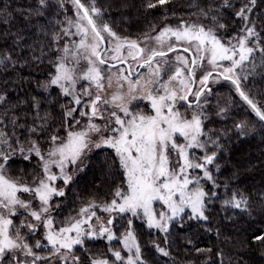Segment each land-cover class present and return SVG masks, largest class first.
<instances>
[{"label":"snow or ice","instance_id":"snow-or-ice-1","mask_svg":"<svg viewBox=\"0 0 264 264\" xmlns=\"http://www.w3.org/2000/svg\"><path fill=\"white\" fill-rule=\"evenodd\" d=\"M59 2L63 5V0ZM171 2L172 0H156V3L149 2L147 7L155 8L157 5ZM224 2L228 5V0ZM71 3L76 8L77 19L74 21L68 18L67 23L70 27L61 31L63 36L71 34L79 36L80 39L78 42L73 41L71 46L65 44L62 49H56L62 52V55L56 59L55 74L51 75L47 86H59L64 96H72L73 103L81 106L80 109L68 108L65 111L66 119L71 118L76 125H79L80 121L73 115L79 111V115L87 117L88 122L76 130H69L66 137L51 135V147L46 155L41 152L35 140L30 141V146L25 149L15 131L21 128L25 129L29 136L38 135L44 130L43 124L26 127L18 123L19 117L13 115L8 121L13 126L11 134L0 127V161H2L0 162V264H37V261L47 259L38 255L33 250V246H29L25 235L21 234V228H27L29 234H34L42 226L46 230L47 245L37 241L34 247L50 246V254H60L61 260L67 259L75 245H82L84 237L97 234L84 227L96 216L95 211H91L89 215L90 210L95 207L93 204L80 210L87 219H76L75 222H69L67 226L58 229H54V222L50 216L52 197L65 195L54 182L63 180L67 185L72 180L66 169L69 165H77L78 161L83 163V157L90 145L95 148L107 145L114 149L125 176L126 189L116 188L115 198L103 208L105 212L118 214L131 212L136 216L142 210L143 215L147 217L148 227H155L165 233L169 230V222L184 213L185 208L191 210L189 219L206 221L208 217L205 215V198L209 194L201 186V180H213L208 165L214 164L217 153L212 152L209 155L207 150L209 143L217 147L219 145L211 138L201 139L208 135L203 131L204 113L194 110L189 117L186 112L180 111V106L186 104L188 108H192L195 104V108H201L200 100L205 95L213 72H216L218 77L231 81L240 96L251 106L260 120L264 121V110L240 91L241 80L248 77L236 74V69H243L245 61L254 59L255 52L264 54V46H262L264 41L256 31L255 23L251 22L247 15L251 11L248 5L236 13L246 22L241 29L245 35L234 37L237 39V44H232L230 40L222 41L213 28H206L203 24L190 23L183 19L175 27L165 26L154 37L145 34L143 41L121 39L106 22H103V12L96 6V0H89L88 6L81 0H71ZM249 3L255 6L256 0H249ZM38 4L40 7L27 10L26 20L32 15L43 14L41 7H47V0H38ZM190 6L199 8L197 0H192ZM18 11L23 12V10ZM210 11L211 9L206 11L204 8H199L198 13L192 14L208 17ZM93 15L100 19L99 23ZM10 16L11 13L5 14V23ZM211 19L220 29L225 28L215 15ZM249 23H252L251 27L248 26ZM71 27L76 31L70 32ZM40 31L44 32V29L41 28ZM102 33H107V37ZM44 34L47 35V32ZM63 36L60 33H53L52 40L58 43ZM250 38H254V46H247ZM23 39L22 35L17 34L15 43L20 45ZM106 41L110 47H103ZM164 48H167V51H164ZM169 52H180V54L176 55L175 61L172 62L167 58ZM184 53L189 55L186 56ZM33 58L39 59L35 56ZM6 61L13 66L17 63L11 54L0 57V64H5ZM81 61H86L88 65L84 71H78ZM225 61L229 62L228 66L224 65ZM123 65L128 67L125 68ZM206 65H210L213 71L205 72L199 80L201 87L194 91L192 85L196 83V70H203ZM137 69L147 71L141 73ZM113 78H115L116 91L106 95L105 88L113 86ZM81 80L87 82L88 87L82 86L77 93L76 85ZM125 87L126 91H124ZM189 96H193L195 100L190 101ZM85 97L87 99H84ZM6 99V94H0V104L6 102ZM140 101L150 102L154 114H147L143 109H139L137 105ZM32 106L36 109L37 119L46 123L47 116L39 115L40 102L36 97L32 98ZM85 108L87 110H84ZM7 116V110L0 114V125H4V118ZM96 118L103 123L94 122ZM236 127L242 129L244 124H238ZM93 135L99 136V142L92 139ZM178 139H183L185 143H178ZM194 148L204 150L205 154L202 157L190 158L189 150ZM17 151L35 153L42 162L43 175L37 176L31 185L10 179L6 175V163ZM173 153L178 159H171ZM53 166L59 168V174L52 171ZM216 167L219 168V165ZM195 170H202L203 175L195 174ZM18 193H31L33 199L39 200V209H33L32 200L25 201ZM155 201L162 202L168 211L156 213L153 208ZM225 203L240 208L246 201L243 198L236 199L234 196L231 201ZM21 209L34 221L39 222V225L28 220L21 221L19 226L15 225L10 217L15 216ZM107 224L112 225L113 220H108ZM128 224L131 226L132 221L129 220ZM105 234L109 241L115 238L112 229L102 225L99 228V235ZM123 243L126 249L129 251L135 249V252L125 261L121 252L116 251L115 259L122 264H138V262L143 264L140 245L131 230L123 237ZM156 247L163 255H169L164 248H160L159 245ZM61 249L68 251L61 254ZM19 254L31 257V260L21 259ZM72 260L77 264L79 257L73 255ZM92 264H108V261L97 259L93 260Z\"/></svg>","mask_w":264,"mask_h":264},{"label":"trees","instance_id":"trees-1","mask_svg":"<svg viewBox=\"0 0 264 264\" xmlns=\"http://www.w3.org/2000/svg\"><path fill=\"white\" fill-rule=\"evenodd\" d=\"M149 2L156 3V0H96V6L103 12V22L121 38L139 39L145 34L154 36L165 26L180 24L183 19L213 28L222 41L230 40L237 44L234 37L245 35L241 29L246 22L236 13L248 5L251 8L247 13L249 20L255 23V29L264 41V0H256L255 6L249 0H228V5L224 0H197L199 8L211 9L208 17L192 14L199 12V8L190 6L192 0H172L155 8H148ZM37 7H40L38 0H0V57L11 54L17 61L15 66L7 61L0 64V94L7 97L6 102L0 104V114L5 110L8 112L4 125L0 127L11 134L13 126L8 121L13 115L19 117L18 123L26 127L43 124L44 130L38 135L29 136L21 128L15 131L25 149L30 146V141L35 140L44 151L51 146V135L66 137L67 132L80 126L81 122L76 125L74 120L65 117V111L74 107L71 98L64 96L59 86H47L55 73L56 59L62 55L56 49H62L70 40L63 36L61 30L67 27V19L74 17V5L71 0H63V5L59 0H47V7H41L42 15H32L26 20L27 10ZM6 13H11L7 23L4 22ZM213 15L225 28L218 27L211 19ZM93 18L100 22L95 15ZM248 26L251 27L252 23ZM41 28L47 35L40 31ZM53 33H60L63 38L54 43ZM17 34L24 38L20 45L15 43ZM247 46H254V38L249 39ZM34 56L39 59H34ZM236 74L248 77L241 80L240 89L264 110V54L255 52L254 59L245 61L243 69H236ZM226 81L211 86L200 100L201 108H197V112L204 113L203 131L208 134L202 140L211 138L219 145L209 143L207 150L209 155L217 153L214 164L208 165L213 180L204 179L203 184L209 194L205 198L208 219H189L191 211L187 210L169 222V230L165 233L155 227L149 228L141 214L119 216L112 212L110 228L115 238L109 241L107 234L100 236L96 231H93L97 233L95 236L84 237V243L75 245L70 251V257H79L77 264H92L97 259H105L108 264H122L115 259L116 251L121 252L125 261L135 252L123 246V237L129 230L140 245L143 264H264V239H257L264 237V121L240 96L235 85ZM33 97L39 100V115L47 116L46 123L37 119L36 109L32 106ZM184 106H181L182 110ZM73 115L79 121L84 120L79 111ZM241 123L244 127L237 128ZM196 152L199 157L205 154L202 149ZM25 156L29 158L25 159ZM41 165L35 153L17 151L6 163V172L15 180L33 183L40 176ZM69 172L72 180L64 187L65 195L54 196L50 201V215L56 228L65 227L85 216L80 210L89 204L95 206L90 212L104 208L115 198L117 187L126 189L123 169L110 147L87 154L83 163L70 166ZM196 172L203 175L202 170ZM60 184L64 186L62 181ZM234 196L243 198L246 203H242L240 208L225 203ZM129 220L132 221L131 226ZM13 222L19 226L18 217L15 216ZM88 225H85L87 229ZM156 245L169 255H163ZM31 246L34 248L33 244ZM35 251L46 253L51 252V248H35Z\"/></svg>","mask_w":264,"mask_h":264},{"label":"rangeland","instance_id":"rangeland-1","mask_svg":"<svg viewBox=\"0 0 264 264\" xmlns=\"http://www.w3.org/2000/svg\"><path fill=\"white\" fill-rule=\"evenodd\" d=\"M82 1V3H84L86 6H88V0H81ZM74 8H75V6H74ZM72 20H76L77 19V15H76V8H75V15H74V17H72L71 18ZM177 25H179V24H174V25H170V26H173V27H175V26H177ZM70 26L68 25V23H67V27L66 28H69ZM76 31V29L74 28V27H71L70 28V32H75ZM102 35H104L105 37H107V33H102ZM157 35V34H156ZM156 35H154V36H156ZM154 36H152V37H154ZM68 37L70 38V40H68L67 41V45H69V46H71L72 45V42L73 41H76V42H78L79 41V39H80V37L79 36H73V35H71V34H69L68 35ZM121 38V37H120ZM121 39H124V38H121ZM128 40H137V41H143V38H139V39H128ZM107 42V41H106ZM113 43H114V41H113ZM141 46H143V43L141 44ZM107 47H110V45L107 43ZM159 50V49H158ZM164 51H167V48H164L163 49ZM180 54V52H176V53H172V52H170V53H168V60L169 61H172V62H174L175 61V56L176 55H179ZM184 55H189L188 53H184ZM110 63H112V62H110ZM132 62L129 60V64H131ZM224 63V65L225 66H228V64L226 63V62H223ZM87 63H86V61H81L80 62V65H79V67H78V71H84V70H86V68H87ZM155 66V65H154ZM118 67H120V66H118ZM123 67H125V68H127L125 65H123ZM133 67H135V65H133ZM139 72H141V73H143V72H146L147 70L146 69H137ZM113 71H116V69H113ZM207 71H213L212 70V68H211V66L210 65H206L205 66V68L203 69V70H201V69H197L196 70V73H195V77H196V83H195V88H194V91L195 90H199V88L201 87L200 86V84H199V80H200V78L205 74V72H207ZM217 71H220V70H217ZM55 74V73H54ZM125 74H127V73H125ZM185 75H186V73H185ZM135 77H133V79H134ZM165 79H167V77H164ZM221 82H227L225 79H223L222 77H218L216 74H214L213 75V77L212 78H210V82H209V84H208V88H207V90H210V87L211 86H214V85H218V84H220ZM88 87V83L87 82H85V81H83V80H81L77 85H76V91H77V93H79L80 92V90H81V87ZM127 90V88L125 87V89H124V91H126ZM206 90V91H207ZM114 91H116V85H115V78H113V86L111 87V88H108L107 86H106V88H105V94L106 95H111V93L112 92H114ZM70 98H71V101L70 102H73V99H72V96H69ZM204 98V95L201 97V100ZM84 99H87L86 97L84 98ZM189 100L190 101H194L195 100V98L193 97V96H190V98H189ZM184 105H186V104H183L182 106H184ZM202 105V104H201ZM74 107H76V108H79L80 109V107L81 106H77V105H73ZM193 106H195V105H193ZM137 107L139 108V109H143L144 110V112L145 113H147V114H154V111L153 110H151V108H150V102H148V101H140L139 103H138V105H137ZM185 108H184V110H182L183 109V107H181L180 106V111L181 112H186L188 115H189V117H190V115H191V113H192V111H197L198 109L197 108H194V107H192V108H188V107H186V106H184ZM84 110H87L86 108L84 109ZM81 117H84V116H81ZM81 122V124H80V126H75L74 128H72V129H70V130H76V129H78L79 127H83L85 124H87V122H88V120H87V117H84V120H82V121H80ZM94 122H96V123H103L101 120H99L98 118H96L95 119V121ZM92 139L94 140V141H96V142H99V136H97V135H93V137H92ZM201 139H203V137H201ZM178 143H185V141L183 140V139H178V141H177ZM51 146H49V148H50ZM105 147H108L107 145H104V146H102V147H100V148H105ZM49 148H47V149H45L44 151H41L42 153H44L45 155H46V153H47V151L49 150ZM100 148H95V147H92L91 145L89 146V150H86V155L87 154H93L96 150H98V149H100ZM198 148H194V149H190L189 150V152H190V158H192V159H194V158H198L199 156H198V153L196 152V150H197ZM114 150V149H113ZM115 151V150H114ZM85 155V156H86ZM84 156V157H85ZM83 157V158H84ZM171 159H173V160H176V159H178V157L176 156V154L175 153H173L172 154V156H171ZM0 162H2V161H0ZM41 164H42V162H41ZM77 165H80V162L78 161L77 162ZM70 166H74V165H69L68 166V168L66 169V171L70 174V172H69V167ZM52 171L53 172H55V173H57V174H59V168H57V167H55V166H53L52 167ZM191 171H193V170H191ZM197 170H195V174H197V172H196ZM6 175L10 178V179H13V178H11L9 175H8V173L6 172ZM43 175V172H42V165H41V173H40V176H42ZM71 175V174H70ZM197 175H199V174H197ZM202 176V175H201ZM13 180H15V179H13ZM61 181L63 182V180H57V181H55L54 182V184H55V186L58 188V189H62L63 191L65 190L64 189V187L65 186H67V185H65L64 184V186H62L60 183H61ZM23 183V182H22ZM64 183V182H63ZM26 184H29V185H31L32 183H26ZM203 184H204V179H202L201 180V186L203 187ZM191 187V186H190ZM205 191V190H204ZM18 195H20L21 196V199H23V200H25V201H28V200H32V208L33 209H39V207H40V202H39V200L38 199H33V197H32V194L31 193H23V194H20V193H18ZM50 208H51V206H50ZM153 208H154V211L156 212V213H159V212H162V211H168L167 210V208H166V206L165 205H163L162 204V202H159V201H155L154 203H153ZM187 210H189V211H191L189 208H185V211H187ZM95 212H96V216L95 217H93L90 221H89V225H88V228L89 229H91L92 231H96V232H99V228L103 225V226H107V227H111L110 225H108L107 224V221L108 220H110L111 218H112V213H110V212H105L104 210H103V208L101 207L100 209H96L95 210ZM90 214H91V212H90ZM89 214V215H90ZM118 214V213H117ZM127 214H131L132 215V213L131 212H127V213H122V214H119V216L120 215H127ZM139 214H141V216H143L142 217V219H144L146 222H147V217H145L144 215H143V212H142V210H140L139 211ZM138 214V215H139ZM170 214V213H169ZM182 214V213H181ZM180 214V215H181ZM116 215V214H115ZM16 217H18L19 218V225L21 224V221H25V220H28L29 222H32V223H36L37 225H39V222H37V221H34L29 215H28V213L27 212H25L24 210H19V212L15 215ZM15 216H12V217H10L11 219H14L15 218ZM51 216V218H52V215H50ZM146 218V219H145ZM157 218H158V216H157ZM77 219H87V216H83V217H79V218H77ZM73 222H75V220L73 221ZM53 227H54V229H58V228H56L55 226H54V224H53ZM84 227L87 229V227L84 225ZM41 229H39L37 232H35L34 234H29V232H28V229L27 228H21L20 230H21V234H23V235H25V239H26V242L29 244V246H31L32 244L33 245H35L36 244V242L37 241H41V243L42 244H44V245H47V241H46V239H45V232H46V230L41 226L40 227ZM70 235H75V233H70ZM30 240V241H29ZM30 242H32V244L30 243ZM123 246H124V243H123ZM45 248H51L50 246H46ZM33 250L35 251V247L33 248ZM132 250H135V249H132ZM46 251H48V250H46ZM36 252V251H35ZM65 252H67V250H65V249H61V254L62 253H65ZM38 255H40V256H44V257H46L47 259L46 260H44V262L42 263V261L43 260H41V261H37V264H56L58 261H62V262H64V264H66V263H68V264H72V262H73V260L71 259L72 257H70L71 256V254L69 253V255H68V257H67V259L66 260H61L60 259V254H56V255H51L50 254V252H46V253H38V252H36ZM20 255V258L21 259H27V260H31V257H24L22 254H19Z\"/></svg>","mask_w":264,"mask_h":264},{"label":"water","instance_id":"water-1","mask_svg":"<svg viewBox=\"0 0 264 264\" xmlns=\"http://www.w3.org/2000/svg\"><path fill=\"white\" fill-rule=\"evenodd\" d=\"M82 2V1H81ZM103 47H107V42H105V44L103 45ZM170 53V52H169ZM112 63H115V62H112ZM119 66V65H118ZM126 67H128V65H125ZM214 74H216V72H213V75ZM209 82H210V79H209ZM209 82H208V84H209ZM192 88H193V90H194V88H195V83L192 85ZM207 88H208V85H207ZM240 91H242L241 89H240ZM189 98H190V96H189Z\"/></svg>","mask_w":264,"mask_h":264}]
</instances>
